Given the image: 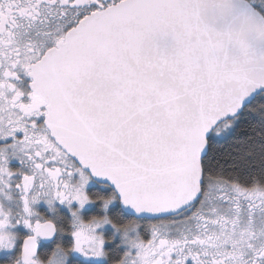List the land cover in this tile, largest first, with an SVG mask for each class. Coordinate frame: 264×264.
<instances>
[{
  "label": "snow or ice",
  "instance_id": "1",
  "mask_svg": "<svg viewBox=\"0 0 264 264\" xmlns=\"http://www.w3.org/2000/svg\"><path fill=\"white\" fill-rule=\"evenodd\" d=\"M0 264H264V0H0Z\"/></svg>",
  "mask_w": 264,
  "mask_h": 264
}]
</instances>
